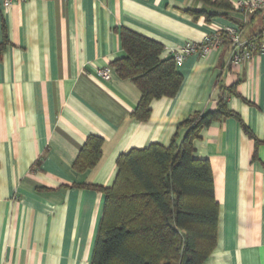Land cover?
<instances>
[{
    "label": "crops",
    "instance_id": "crops-1",
    "mask_svg": "<svg viewBox=\"0 0 264 264\" xmlns=\"http://www.w3.org/2000/svg\"><path fill=\"white\" fill-rule=\"evenodd\" d=\"M203 10L210 21L190 13ZM229 27L246 41L264 31V10L223 14L196 0L0 2V264H91L105 196L89 186L111 187L117 159L132 149L169 147L184 120L218 109L222 91L235 117L194 143L219 205L205 264H264V54L234 66V46L222 41L205 58L189 57L176 65L177 96L154 100L146 122L133 117L139 89L111 66L126 55L122 30L159 43L168 59ZM92 136L103 139L102 157L78 173Z\"/></svg>",
    "mask_w": 264,
    "mask_h": 264
},
{
    "label": "trees",
    "instance_id": "trees-1",
    "mask_svg": "<svg viewBox=\"0 0 264 264\" xmlns=\"http://www.w3.org/2000/svg\"><path fill=\"white\" fill-rule=\"evenodd\" d=\"M196 1L223 14L242 12L230 0ZM190 13L206 21L214 16L205 10ZM263 32L250 39L260 42ZM120 37L126 55L111 66L120 79L131 80L139 89L140 102L133 117L146 122L151 103L175 98L183 77L173 58L161 59L164 48L159 43L129 30H122ZM222 41L233 46L226 34ZM230 117L235 115L228 110L222 91L218 109L184 120L169 147L151 144L145 149H132L117 159L111 187L89 186L105 196L91 264L206 263L217 245L219 205L210 163L194 158V143L204 128ZM244 131L254 138L246 126ZM102 146L103 139L89 137L74 170L82 173L96 167Z\"/></svg>",
    "mask_w": 264,
    "mask_h": 264
},
{
    "label": "built area",
    "instance_id": "built-area-1",
    "mask_svg": "<svg viewBox=\"0 0 264 264\" xmlns=\"http://www.w3.org/2000/svg\"><path fill=\"white\" fill-rule=\"evenodd\" d=\"M16 1L21 2L24 0H0L5 9H9ZM237 7L243 13L253 15L264 10V0H249L241 2L237 5ZM224 34L229 36L234 46L231 60L232 65L237 66L250 61L257 53L264 54V32L260 42L251 39L243 41L240 37L239 31L235 28L229 27L214 36L204 39L201 43L187 42L181 48L172 51L170 57L173 58L176 65L183 64L189 57L194 55L205 58L212 50L217 49L222 44V36ZM100 75L105 79L109 78L106 71H101Z\"/></svg>",
    "mask_w": 264,
    "mask_h": 264
}]
</instances>
